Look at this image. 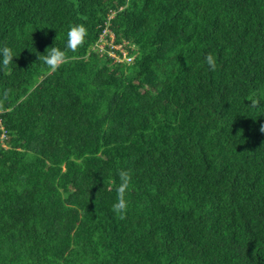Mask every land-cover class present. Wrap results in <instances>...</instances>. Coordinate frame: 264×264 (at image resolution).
Returning a JSON list of instances; mask_svg holds the SVG:
<instances>
[{"label": "trees", "instance_id": "trees-1", "mask_svg": "<svg viewBox=\"0 0 264 264\" xmlns=\"http://www.w3.org/2000/svg\"><path fill=\"white\" fill-rule=\"evenodd\" d=\"M5 45L0 264H264V0H0Z\"/></svg>", "mask_w": 264, "mask_h": 264}, {"label": "clouds", "instance_id": "clouds-1", "mask_svg": "<svg viewBox=\"0 0 264 264\" xmlns=\"http://www.w3.org/2000/svg\"><path fill=\"white\" fill-rule=\"evenodd\" d=\"M88 35L87 28L84 24H72L69 26L67 32V43L64 50L51 46L47 48V53L45 55L39 56L49 70L55 72L63 64L67 63L69 60L68 52H77L80 47L85 43L86 37ZM14 55L12 48L7 45L0 48V69H6L9 65L13 64ZM205 62L211 70L216 68V60L212 54H207L204 57ZM7 100V92L0 95V112L4 110V104ZM253 106H258L260 104L259 98L255 99ZM260 132L264 133V124L260 126ZM120 183L116 187L117 198L116 202L112 205L111 210L118 216L119 219L123 220L126 218V212L128 208V201L126 200V193L131 190L132 186V176L127 170H121L119 172Z\"/></svg>", "mask_w": 264, "mask_h": 264}, {"label": "rangeland", "instance_id": "rangeland-1", "mask_svg": "<svg viewBox=\"0 0 264 264\" xmlns=\"http://www.w3.org/2000/svg\"><path fill=\"white\" fill-rule=\"evenodd\" d=\"M105 43H106V42L101 41V42L99 43V44H100V48H103Z\"/></svg>", "mask_w": 264, "mask_h": 264}]
</instances>
